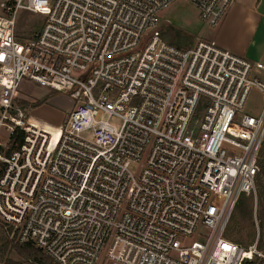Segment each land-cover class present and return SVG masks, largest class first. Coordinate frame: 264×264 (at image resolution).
Returning <instances> with one entry per match:
<instances>
[{
  "label": "built area",
  "instance_id": "1",
  "mask_svg": "<svg viewBox=\"0 0 264 264\" xmlns=\"http://www.w3.org/2000/svg\"><path fill=\"white\" fill-rule=\"evenodd\" d=\"M178 0L0 2V223L56 264H243L227 237L257 195L264 62L167 42ZM218 26L233 0H187ZM27 12L44 19L17 35ZM28 82L74 103L61 125L17 105Z\"/></svg>",
  "mask_w": 264,
  "mask_h": 264
},
{
  "label": "rangeland",
  "instance_id": "2",
  "mask_svg": "<svg viewBox=\"0 0 264 264\" xmlns=\"http://www.w3.org/2000/svg\"><path fill=\"white\" fill-rule=\"evenodd\" d=\"M2 0H0L1 2ZM229 17V16H228ZM236 22L231 26L222 38L228 41L234 48L243 49L246 51L252 50L255 54L258 53L254 47V40L259 38L256 31L243 32L249 26V17L253 16H235ZM224 18H227L224 16ZM44 19L32 15L30 13H22L18 20L17 35L24 39H31L40 30ZM254 21L252 22V24ZM159 28L162 37L179 48H192L201 40H215L221 38L222 35L219 31L217 34L218 26L211 27L199 17L197 9L188 3L187 0H178L171 8L160 16ZM264 103L263 94L254 89L248 99L247 110L248 113H256ZM17 105L27 110V112L37 118H41L51 124L61 125L67 119L70 111L74 107V103L67 93L49 91L40 88L34 84L25 82L22 85L20 96L17 100ZM264 162V144L260 153V161ZM261 180L264 181V173L261 175ZM245 199L248 216L240 218L233 226L231 221L229 224L228 232L233 230L231 237L227 236L233 242L246 247L249 244H257L259 252H264V241H262L261 231L259 228L258 211L256 206V196L242 195ZM253 208V209H252ZM252 210V216L250 211ZM0 226L2 224L0 223ZM14 241L17 243L13 236L12 230L0 227V239ZM20 249H12L9 246L6 251L3 261L0 264H6V260L11 259L16 263L24 262L22 255L20 256ZM21 254V253H20ZM263 258L258 257L254 259L255 264H264Z\"/></svg>",
  "mask_w": 264,
  "mask_h": 264
},
{
  "label": "crops",
  "instance_id": "3",
  "mask_svg": "<svg viewBox=\"0 0 264 264\" xmlns=\"http://www.w3.org/2000/svg\"><path fill=\"white\" fill-rule=\"evenodd\" d=\"M225 16L227 18L222 19L221 23L218 25L217 34L219 31L222 35L219 39H213L219 46L234 52L235 54L245 57L251 61L264 62V0H233L231 5L229 6ZM229 16V17H228ZM235 16H253L249 17L250 24L246 26L247 30L243 29L244 32L256 31L259 38L256 41L254 40V47L257 54H255L252 50H243L234 48L228 41L223 39L222 36L228 30H230L231 26L236 22ZM254 23L252 24V22Z\"/></svg>",
  "mask_w": 264,
  "mask_h": 264
},
{
  "label": "trees",
  "instance_id": "4",
  "mask_svg": "<svg viewBox=\"0 0 264 264\" xmlns=\"http://www.w3.org/2000/svg\"><path fill=\"white\" fill-rule=\"evenodd\" d=\"M27 13V12H24ZM260 165V172L256 179V185H257V195H256V206L258 211V219H259V228L261 231L262 241H264V181L261 180V174L264 173V162H259ZM244 195V194H242ZM239 198V201L236 205V208L233 212L232 218H231V225L233 226L240 218H246L248 216L247 207L245 204L244 197ZM253 209V208H252ZM250 216H252V210L250 211ZM3 228L4 226H0ZM233 230L231 228V231L227 233V236L231 237L233 234ZM249 244L248 246H250ZM9 246L14 249H20V253H18L20 256L22 255L24 262L16 263L12 261L11 259L6 260V264H56L49 256H47L41 249L36 248L34 245L30 243L26 244H20V243H14V241H10L9 239L4 238L0 239V262L3 261L4 255L6 251L8 250ZM246 246V247H248ZM264 263V260H262ZM255 261H246L243 264H255Z\"/></svg>",
  "mask_w": 264,
  "mask_h": 264
}]
</instances>
